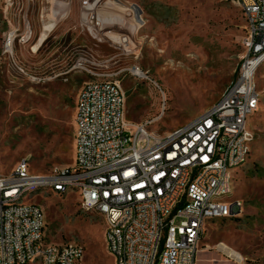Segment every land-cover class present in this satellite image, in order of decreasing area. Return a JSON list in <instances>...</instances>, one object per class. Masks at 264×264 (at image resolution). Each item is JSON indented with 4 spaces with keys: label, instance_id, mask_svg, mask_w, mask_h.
<instances>
[{
    "label": "rangeland",
    "instance_id": "374dc122",
    "mask_svg": "<svg viewBox=\"0 0 264 264\" xmlns=\"http://www.w3.org/2000/svg\"><path fill=\"white\" fill-rule=\"evenodd\" d=\"M63 1L72 4V14L56 20L51 0H0V173L20 158L33 172L71 162L73 99L87 76L78 69L58 73L78 55L91 54L100 70L119 80L126 120L156 116L151 127L157 131L197 115L236 75L245 21L229 0H98L86 10L81 0ZM103 13L113 20L99 18ZM95 15L102 24L94 23ZM10 31L16 36L8 48ZM131 65L159 84L163 104L155 85L127 72ZM254 82L258 104L246 122L253 140L245 162L230 169V197L241 201V211L205 222L199 264H264V61ZM29 194L26 202L43 210L46 241L81 244L79 264L112 263L103 217L81 210L76 190Z\"/></svg>",
    "mask_w": 264,
    "mask_h": 264
},
{
    "label": "built area",
    "instance_id": "2783aa9c",
    "mask_svg": "<svg viewBox=\"0 0 264 264\" xmlns=\"http://www.w3.org/2000/svg\"><path fill=\"white\" fill-rule=\"evenodd\" d=\"M229 1L245 19L236 75L217 100L174 127L152 128L156 116L126 120L119 80L92 71L98 64L88 54L58 73L78 69L101 78L84 81L76 91L69 164L33 172L20 158L0 173V264H79L83 246L46 241L42 208L26 202L30 192L43 188L76 190L79 208L103 217L111 264H196L205 222L241 211V201L230 197V169L249 153L253 131L246 122L259 95L254 72L264 61V0ZM96 2L80 4L86 10ZM15 36L7 32L4 44ZM126 70L155 85L163 104L159 84L146 71L136 65Z\"/></svg>",
    "mask_w": 264,
    "mask_h": 264
},
{
    "label": "crops",
    "instance_id": "0c3cea01",
    "mask_svg": "<svg viewBox=\"0 0 264 264\" xmlns=\"http://www.w3.org/2000/svg\"><path fill=\"white\" fill-rule=\"evenodd\" d=\"M107 3V4H106ZM51 4H52V8H53V12H55V15L57 16V19L56 20H58L59 18L60 19H62V18H67L68 16H69V14H72V11H71V5H69V8H67V6H68V2H66V1H63V0H51ZM105 6H109V5H111V4H109L107 1H104V3H103ZM73 6L75 7V4H73ZM107 14V15H106ZM105 15H104V13L103 14H100V16L101 17H99V18H104V20H106V21H112L113 19H110L109 17L111 16L112 17V13H106ZM110 15V16H109ZM42 16L40 15V18H41ZM56 20H55V22H56ZM55 22H54V26H55ZM103 22V21H102ZM102 22H100L99 21V23L100 24H102ZM54 26H53V28H54ZM53 28H52V30H53ZM36 30L37 31H39L38 30V28H36ZM51 30V31H52ZM56 35H58V34H56ZM93 60H95L97 63H98V61H97V59H95V57L94 56H92L91 54H88ZM90 69L92 70V71H94V72H97V73H108V72H103L102 70H100L99 68H98V66H90ZM80 72H82L83 73V75H86L87 76V78L86 79H83V80H81V84L84 82V81H86V80H89V79H94V78H101V77H98V75H94V74H91V73H89V72H86V71H83V70H80ZM80 84V85H81ZM79 88V87H78ZM229 253V252H228ZM229 255H230V253H229ZM199 259H198V261H197V263L199 264Z\"/></svg>",
    "mask_w": 264,
    "mask_h": 264
},
{
    "label": "bare ground",
    "instance_id": "6f19581e",
    "mask_svg": "<svg viewBox=\"0 0 264 264\" xmlns=\"http://www.w3.org/2000/svg\"><path fill=\"white\" fill-rule=\"evenodd\" d=\"M9 34H11V33H9ZM6 46H7L8 48H10V46H11V40H8V41L6 42ZM225 249H226L227 252L230 253V255L236 257L237 259L240 258L234 250H232V249H228V248H225ZM196 264H197V257H196Z\"/></svg>",
    "mask_w": 264,
    "mask_h": 264
},
{
    "label": "trees",
    "instance_id": "16d2710c",
    "mask_svg": "<svg viewBox=\"0 0 264 264\" xmlns=\"http://www.w3.org/2000/svg\"><path fill=\"white\" fill-rule=\"evenodd\" d=\"M240 10V9H239ZM241 11V10H240ZM242 14V13H241ZM243 15V14H242ZM244 17V16H243ZM245 21V19H244ZM240 46H241V49H242V45L240 43ZM73 103H74V99H73ZM73 124V123H72ZM73 137V126H72V133H71V138ZM72 148H73V145H72ZM72 157H73V154H72ZM72 161V160H71ZM58 194H62V193H58Z\"/></svg>",
    "mask_w": 264,
    "mask_h": 264
}]
</instances>
